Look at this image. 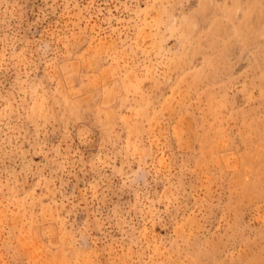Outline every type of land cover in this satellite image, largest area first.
I'll list each match as a JSON object with an SVG mask.
<instances>
[{
  "label": "rangeland",
  "instance_id": "1",
  "mask_svg": "<svg viewBox=\"0 0 264 264\" xmlns=\"http://www.w3.org/2000/svg\"><path fill=\"white\" fill-rule=\"evenodd\" d=\"M0 264H264V0H0Z\"/></svg>",
  "mask_w": 264,
  "mask_h": 264
}]
</instances>
